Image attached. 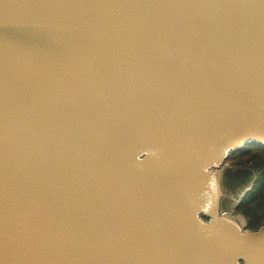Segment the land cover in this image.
<instances>
[{"label":"water","instance_id":"1","mask_svg":"<svg viewBox=\"0 0 264 264\" xmlns=\"http://www.w3.org/2000/svg\"><path fill=\"white\" fill-rule=\"evenodd\" d=\"M250 145L264 0H0V264H264Z\"/></svg>","mask_w":264,"mask_h":264},{"label":"trees","instance_id":"2","mask_svg":"<svg viewBox=\"0 0 264 264\" xmlns=\"http://www.w3.org/2000/svg\"><path fill=\"white\" fill-rule=\"evenodd\" d=\"M250 159L236 160V164H243L246 161L255 162L260 167L258 177L253 181L252 187L245 194L243 199L237 205L236 210L242 214L247 222L248 228L256 230L264 224V148L257 145L246 146L238 153H248Z\"/></svg>","mask_w":264,"mask_h":264},{"label":"rangeland","instance_id":"3","mask_svg":"<svg viewBox=\"0 0 264 264\" xmlns=\"http://www.w3.org/2000/svg\"><path fill=\"white\" fill-rule=\"evenodd\" d=\"M251 154V152L248 153H237L234 156H231L228 160L225 161L224 167L223 169H225L223 172V177L226 176V178L224 179L225 183H224V188H225V192L228 195V199H224L223 200V207L227 210V211H231L234 215L239 214V212L235 209V206L240 203V201L243 199H240L239 197L241 196V194L243 193V191L248 188L250 185L253 184V181L258 177V174L260 172V167L257 166L255 164V162L251 159V161H246L243 164H235L233 165V169H242L240 170L239 176H241L242 178L238 179V178H234L231 177V173L229 172L230 169H232L231 167H229V165H231L232 161H236L238 160V158L246 160V159H250L249 155ZM264 155V154H263ZM231 161V163H230ZM241 165V166H240ZM237 166V167H236ZM240 199V201H239ZM239 201V202H238Z\"/></svg>","mask_w":264,"mask_h":264},{"label":"flooded vegetation","instance_id":"4","mask_svg":"<svg viewBox=\"0 0 264 264\" xmlns=\"http://www.w3.org/2000/svg\"><path fill=\"white\" fill-rule=\"evenodd\" d=\"M237 153H238V152H236V153H234V154H231V155L229 156V158H230L231 156H234V155L237 154ZM229 158H228V159H229ZM235 162H236V161H232V163H231V161H230L231 165H229V167L232 168ZM235 164H236V163H235ZM234 166H235V165H234ZM240 166H241V165H240ZM236 167H237V166H236ZM224 170H225V169H223V172H225ZM240 170H242V169H236V168H235V169H233V168L230 169L229 172L232 174L231 177H233V179H234V178H238V179L240 178V179H241L242 177L239 176ZM225 178H226V176L223 177V173H222V184H223V188H224V186H225V185H224V183H225L224 179H225ZM246 189H247V188H246ZM246 189H245V190H246ZM224 190H225V188H224ZM248 191H249V190H247V192H248ZM247 192H246V193H247ZM244 196H245V195H244ZM244 196H243V197H244ZM226 198L228 199V195H227ZM226 198H225V199H226ZM238 204H239V203H238ZM238 204H237V205H238ZM237 205L235 206V209H234L235 211H236V207H237ZM239 214H240V213H239ZM241 215H242V214H241ZM245 219H246V218H245ZM246 222H247V221H246ZM247 224H248V222H247ZM247 229L252 230V229L248 228V225H247Z\"/></svg>","mask_w":264,"mask_h":264}]
</instances>
